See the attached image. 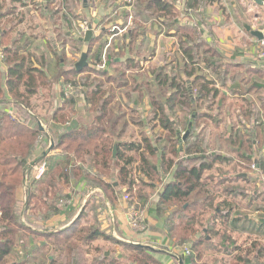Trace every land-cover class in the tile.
<instances>
[{
  "label": "trees",
  "instance_id": "1",
  "mask_svg": "<svg viewBox=\"0 0 264 264\" xmlns=\"http://www.w3.org/2000/svg\"><path fill=\"white\" fill-rule=\"evenodd\" d=\"M131 1L135 6L134 25L136 27L118 37L127 49H122L120 43L113 42L110 50L112 48L116 54L112 55V51L108 52L106 68L99 72L104 78L101 79L103 82L91 76L92 87L84 91L85 101H87L85 108L93 114L92 120H80V112L75 107L67 109V106H71L76 99L74 96H72L73 99L68 98L64 101V105L54 111L50 123L54 143L50 152L56 151V153L44 152L39 157H35L39 137L42 134L41 128L38 125L30 128L26 123L15 121L11 112L7 110L9 103L6 101L9 96L13 98L14 109L22 112L23 106L30 105L31 100L40 93L44 84L49 86L48 93L53 94L56 83L54 77H49L42 67L45 64V55L38 58L30 47V39L25 38V41L21 42L20 38L21 36L23 38L25 33L14 31L11 24L15 22L14 19L17 16H10L15 13L16 7H10L9 2V7L6 9L5 0H0V47L3 61L7 65L5 81L0 68V264H163L153 256L151 247L116 239L109 229L101 227L97 216L93 221L89 212V207H94L92 198L82 213L64 228L52 230L46 227L44 230H35L24 223L22 216L29 211L27 214L37 216V219H48L50 216L64 212L67 206L63 203L65 198L63 186L66 185L68 188L72 179L85 180L88 184H90L89 181L97 180L98 182H95L97 186L107 194L105 201L113 205H117L120 198V192L116 190L118 186H125L124 193L128 194H132L135 188H140L138 197L141 202H149L145 204L148 212L160 211V207H152L150 202L156 191L147 192L145 186L154 189L161 175L162 181L163 179L166 181L167 176H172L173 182L166 185L160 200H170L172 204L183 202L180 203L182 209L179 208L175 213L182 216L180 220L184 226L176 227L174 234L182 242L188 241L198 230V223H194L193 218L199 209L207 207V204L212 201L214 208L212 215L219 213L226 220L233 210H238V204L234 201L238 192L240 191L242 196L247 194L242 187H232L236 195H233L231 201L211 198L210 191L207 189V194L203 198L191 200L193 198L190 197L200 186H206L208 178L203 176L206 170L212 169L218 162L229 158L221 151H215L219 147L214 148L212 144L211 150H207L206 147L214 140L202 139L204 130H208L210 125L219 127L222 121H227L228 115L234 116L236 121L231 123V129L221 133L219 138L225 143L227 152H232L231 158H236L244 171L250 170L254 163L259 169L263 166V161L261 159L259 161L258 158L262 156L264 160V154L261 153L264 145V111L259 112L250 105L251 101L241 96H238L236 100H228L227 91L221 88L226 89L227 81L230 79L233 83H239V81L243 83L248 93L257 89L260 94L259 89L264 88V84L260 83L258 78L259 75H264V68L252 67L251 64L239 66V63L233 61L226 62L225 56L218 51L215 43L207 42V39L200 34L202 26L199 21L206 20L203 18L201 9L213 4L214 0H183L185 9L183 13L192 9L198 15V22L195 25H183L181 17L178 16L180 8L176 0ZM74 4L75 0H69L70 8ZM53 9L59 11L60 7L56 9L53 6L50 10ZM126 19L127 17L121 26L127 23ZM153 21L160 22L164 26L161 28L171 31V34L178 38V50L181 51L183 60L178 61L179 73L174 75L173 82L169 85L176 88L174 96L182 98L179 101L181 104H185L186 107L190 105L191 110L194 108L197 110L192 112L188 126L189 134L180 144L181 133L170 119V111L166 110V103H162V99L155 96L151 104L154 106L159 104L158 108L162 109V114L159 113L160 123L164 126L161 137L156 136L152 139L143 136L139 140L130 135L128 141L114 143L113 137L122 131H117L111 128L112 124L105 123L109 119L108 103L115 95V92L111 93L105 89V84L106 82L111 84L114 89L128 86L129 72L140 65V60L137 61L136 56L140 55L138 51L145 43L142 31L145 29L146 22ZM109 35L110 33L107 32V38L103 42L97 36L86 41L89 47L86 50L89 63L87 67L79 71L76 63L66 65L64 71L57 72V77L63 76L65 82L79 85L78 74L85 73L86 82L91 74L87 75L86 72L93 69L96 63H92L90 58L103 61L102 55L109 41ZM141 35L143 37L139 39ZM80 40L82 39H73V45L81 44ZM138 42L139 45H137ZM96 43L99 45L96 52L92 53V47ZM51 48L53 52L56 50L52 45ZM130 53L132 55L128 56ZM125 54L128 57H123ZM35 58L41 62L42 66L36 65ZM230 59L236 60V55L234 54ZM202 69L204 72L201 71ZM206 70L212 73L214 71L218 80L210 77ZM156 71L159 72L156 74L159 84L162 82L160 80L162 71L160 69ZM177 74L181 77L178 82L174 81ZM165 77L163 85L168 86L167 81L170 80V76L165 75ZM94 79L97 80L96 83ZM217 82H220V86L216 85ZM135 84V88L141 86L138 81ZM151 85L153 83H150L148 87ZM61 92L65 94L62 89ZM242 92L244 91H238V95H243ZM258 97L264 109V96L260 94ZM174 101L175 99L169 100L170 109ZM204 101L207 105L203 104ZM4 104L8 105L2 108ZM157 116L158 114L155 113L154 118ZM74 120L77 121V125L69 128ZM114 145L117 149L115 155ZM31 158L35 161H30ZM137 162L141 164L139 169ZM41 167L44 171L38 178L37 174ZM135 171L142 173L141 187L135 178ZM223 175L220 173V176ZM241 177L243 176H237V178ZM212 178L215 179L214 188H219L222 184L226 185V180L231 182L237 180L233 176L216 179L214 175ZM244 179L247 180V178ZM116 182H118L117 186ZM25 185L27 189L23 190ZM24 191L26 194L23 200ZM124 193L122 195H125ZM251 197L252 202L249 207L264 210V193L255 189ZM187 202L197 206L191 218L189 215L190 219H187L185 214L189 213V204L186 208L184 207ZM33 240H36V246L30 249L29 246ZM250 241L251 243L244 246H229L233 248L227 250L231 251V254L235 253V262L232 264H264V240L254 237L250 238ZM185 264H197L196 257L191 255L185 260Z\"/></svg>",
  "mask_w": 264,
  "mask_h": 264
},
{
  "label": "crops",
  "instance_id": "2",
  "mask_svg": "<svg viewBox=\"0 0 264 264\" xmlns=\"http://www.w3.org/2000/svg\"><path fill=\"white\" fill-rule=\"evenodd\" d=\"M38 1H40V3L42 4L40 7L37 3ZM57 1L60 2V10H50L51 7L56 5L55 3H57ZM81 1L82 5H79L74 9L70 8L69 0H5V5L7 9L9 7L8 3L10 2V7H16L15 13L10 17H17H14L15 22L11 25H13L15 29L14 31H16L17 33H25V35H23V38L22 36L20 38L21 42L25 41V38L26 40L30 39L29 44L32 49H41L47 47L45 46L47 45V41L48 45H52L53 48L57 49V47L60 46L58 36L62 35L63 32H65L66 36L70 35V40L81 38V44H84L87 47V42L85 40L87 29L81 28V24L77 23L81 17L83 19H85V17H88L87 12H90L89 17L91 20H88L90 21L88 22V26L92 25L94 30L93 36L100 37V41H102L104 36L107 38L108 32L110 33V35L108 36L109 38L114 35L112 43H115V41L121 34H119V31L116 30L109 32L112 30V26L116 24L120 26L123 20L125 21L126 17V21H128L130 15L134 14L135 10L134 5H132V8H129L124 0H75L74 5H78ZM109 2H111V4ZM224 4H227L228 7H224ZM224 9H226V13L228 14V16H225V13H223ZM201 13L203 14V18H205L206 20L205 22L199 21L202 26L200 34L207 39V42L215 43V45L217 43L218 46L222 47L227 46L226 48L229 49L234 47L235 43L232 44V41L234 39L239 42V45L237 44L238 51L234 52L230 49L231 53L228 54V58H226L225 54H223L217 47L218 51L225 56L226 62L233 61L235 63H239V66L244 64H251L252 67L256 66L264 68V58H261L259 56V41L262 37H259L258 35L253 33V31H259L261 34H263L264 32V4L258 5L252 0H214L213 4H210L207 7H203L201 9ZM116 15L119 18L123 17V20L116 21ZM220 15H224L226 17L225 20L227 23L225 25H218V23L221 22ZM132 21V29H134L136 27V25H134V16ZM181 22L184 23L183 25H195V23L198 22V15L195 14L192 9H190V11L183 13ZM161 27L164 26L158 21H153L152 23L146 22L145 29L142 31L144 37L141 35L139 38L142 39L143 37V39L145 40V43L143 44L144 46L138 51L140 55L136 56L137 61L140 60V64L142 65L143 70L145 64L151 62L150 60H152V58L155 59L157 56L159 61H161L162 58L163 61H168L167 55L168 53H172L173 48V53L176 56L175 58H177V60L175 61L181 62L183 60L182 53L180 50H178L179 45L177 36H173V34H171V31H167L166 29ZM248 27H250V29H248ZM132 29H130V31ZM78 30L79 34L75 36V31L77 32ZM216 33H218V35ZM137 45H139V43ZM135 49L138 50L137 47H135ZM157 51L159 53H157ZM234 54L236 55V60L230 59ZM131 55L132 54L128 56ZM2 58L3 56L0 54V66H2L3 71L6 72L7 66ZM259 76L260 77L258 79L260 83L264 84V77H262L264 75ZM212 77L214 78V80H218L215 76ZM216 85H219L218 82L216 83ZM227 85L228 87L226 89H221L227 91L229 95L228 100H236L238 96H241L251 101L250 105L254 106L259 112L264 111L263 107L261 106V99L258 97L260 94H264V88H260V94H258L257 89H255V91L252 90V93H248L246 91L245 85L240 81L239 83H233L232 80L228 79ZM236 87L241 88V90L238 91H244L246 93L242 92L243 95L231 94L232 89H235ZM58 88L59 86L57 85L54 87V94L58 93ZM56 102L57 100L51 102L48 99V101H46L47 104L39 105V107H41L42 110L46 108V112L48 108L51 105H55ZM147 103L149 104V100L147 101ZM9 109L7 110L9 111ZM131 109L133 108L130 107V110ZM44 116H48V114H45ZM124 116L125 115H123V117ZM50 119L47 118V120ZM124 122L125 121L123 120V122L120 123L117 121V119L111 116L109 117L108 121H105L106 124H112L111 128H115L117 129V131H122L120 134L113 137L114 143L122 142L125 140L128 141L125 136L126 131ZM37 125L41 128L42 133L45 132L43 124L41 125L38 122ZM34 127L35 126H30V128ZM162 132L164 133V129L162 130ZM149 137L152 139L154 138L150 134ZM48 142L49 143L47 146L46 142H42V144L36 150L35 157L40 155V153H44L45 148L47 150L46 153H56V151L50 152L51 148L54 145L53 140L49 139ZM262 154H264V151ZM219 163L220 162H218L215 166H218ZM220 168L227 167L225 165H221L217 168L215 174L212 173V177L214 175L216 176V179H219L220 177L232 176L236 178L237 176L243 177L237 178V180H235L234 182L226 180L225 184L227 186L222 184L219 186V188H214L215 179L211 178L207 181L205 187L209 191V187H211V198H215L219 201H231L233 200V195H236L235 192L232 191V187L235 186H228L238 184L239 187H241L240 185L244 187V184L246 183V180L244 179L246 178V175L244 174L246 173L244 171L241 173L222 172ZM220 173H223L224 175L220 176ZM203 176L206 177L207 175L203 174ZM171 181L172 176H168V178H166V181L163 179L162 186L158 190L159 194L153 196L152 207H155V204H157L160 208L166 203L172 204L170 200H160V195L163 193L166 185ZM115 185L117 186L118 182H116ZM70 186L71 195H73L74 198L73 204L71 203L73 207H68L64 210V212L56 215V218H53L51 221L49 220V225L46 226L48 229L56 230L58 228L60 229L70 225L82 213V211L85 209L86 204L92 201L91 197H88V194H85L88 187L84 180L73 179V181H71L70 183ZM80 189H85L83 195L78 192L80 191ZM125 189V186H118L116 188V190L120 192V198L122 197L121 195L122 193H124ZM101 192L102 190H92L90 193H93L96 196H102ZM243 197L244 196L240 194L239 198L237 196L234 197V201H236L238 204V210H233L230 217L226 220H224L225 218H222L219 213H217L216 215H210V213H208V221L203 226L197 224L198 230L195 235L191 236L192 239L190 241L188 240L184 242L188 243L191 246L193 250L192 256L194 255L196 257L197 264H232L235 262V253L231 254V251H228L227 249L232 250V248L235 246H244L250 242V238L257 237L261 239V237H264V210H255L254 208H252L251 210H255L254 214L253 212L252 214L242 213L245 208L250 210V207L243 200ZM76 202L78 203L75 204ZM74 204L76 206L79 205L78 208L80 207L81 209L78 210L77 207L75 208ZM188 204L190 206L189 213L185 214L190 215L191 218L192 212L197 206H193L190 202H187L184 207L186 208ZM172 205L176 206L178 204L174 203ZM95 206L98 207L97 205ZM106 207L107 209L104 213H102L101 210L99 213H96V215L101 227L109 229L113 237H115L116 239L133 244L140 243L151 247L153 250V256L163 264H185V260L188 257H191L184 255L183 251L180 249L175 250L178 248V246L176 245L179 242H176V239L178 240V238L175 236L174 231L176 230V227L184 226L181 224L182 216L178 214L175 215L176 213H174L179 209H174L170 213V218L164 212L158 213L157 211L151 210L148 212V229L139 232H133L129 229L126 222L127 206L119 202L114 207H111V203L106 202ZM212 230H217V236L214 235V232H209ZM222 234L224 235V238L221 241ZM214 244L217 246L218 244H220L216 250L211 249V245ZM231 245H233L232 248L229 247ZM199 250L201 253H198Z\"/></svg>",
  "mask_w": 264,
  "mask_h": 264
},
{
  "label": "rangeland",
  "instance_id": "3",
  "mask_svg": "<svg viewBox=\"0 0 264 264\" xmlns=\"http://www.w3.org/2000/svg\"><path fill=\"white\" fill-rule=\"evenodd\" d=\"M37 3L39 5V7L42 5L40 3V1H38ZM44 3H45V1H44ZM109 3L111 4V2H109ZM55 4H56L55 8L58 9V7L60 6V2L57 1V3H55ZM79 5H82V1L79 2L78 5H76V6L74 5L72 7V9H74L75 7H77ZM226 6L228 7L227 4H224V7H226ZM223 13H225V16H228V14L226 13V9L223 10ZM87 14H88V17H85V19H83L81 17L77 22V23L81 24V28L83 25H86V24H88V22H90L88 20H91L89 17L90 12H87ZM178 16H180V15H178ZM225 16L220 15L221 22L218 23V25H220V24L225 25L227 23L225 20V18H226ZM115 18L117 19L116 21L123 20V17L119 18L116 16ZM227 21H228V19H227ZM79 30L77 32L75 31V36H77L79 34L78 33ZM109 32H112V31H109ZM216 34L218 35V33H216ZM69 37H70V35L66 36L65 32H63L62 35L58 36L60 46L57 47V49L54 52H53L51 46L48 45V41L46 43L47 45H45L47 47L41 48V49L40 48L32 49L33 51H35L38 58H41L42 56L45 55V60H44L45 64L43 66H42L41 62L38 61L37 58H35L34 61H35L36 65L43 67L45 72L48 73L49 77H54V81H55L56 85L59 86V88H58L59 91L57 90L58 93H56V94L48 93L49 86H48V84H44L40 90V93L36 94V96L33 97L30 105L27 106L24 104L25 106H23L22 112H17L14 109L15 100L13 98H11L10 96L6 101V103H9V105L4 104L1 106L3 108L6 105H8L7 108L8 109L10 108L9 111L12 112L11 113L12 118L17 122L26 123L27 126H29V127L30 126L37 127L36 125L38 124V122L41 125L43 124V127L45 128V132L40 134L39 143L37 144V149L42 144V142L43 143L46 142L47 143L46 146H47L49 143L48 142L49 139L50 140L52 139V134H51V129H50V123L52 122V119H50V118H52L54 111L57 108L64 105V101L67 100L68 98L73 99L72 96H74L76 98V99L74 98L75 102L71 103V106H67V109L70 107H75V109H78V111L80 112V115H79L80 120H89L90 121L93 118V114L88 112L85 108L86 107L85 104L87 101H85L86 96H85L84 91L85 90L87 91L88 88L92 87L91 82H92L93 78H91V76L95 77V78H97L103 82V80H101V79H104V78H102V76L99 74V72L102 70H105V69H100V64L102 61H100V60L95 61V60H92V58H90V61L92 63L93 62H96V63H95V65H93L94 66L93 69H90L86 72L87 75L89 73H91L90 78L87 79L86 82H85V78H86L85 73L78 74L77 80L79 81V85H74L72 82H70V84L65 82L63 76H60V78L57 77V75H56L57 72L61 73V71H64V67H66V65H68V66L73 65L74 63L78 62L81 58L82 53L87 52L86 50L89 48L88 46L86 47L84 44L74 46L72 43V39L70 40ZM105 38L106 37L104 36L101 42H103L105 40ZM116 42H117V44L120 43L122 49H127V46H125V44L122 40H119L117 38ZM234 43H235L234 47H232L230 49L235 52V51H238L237 47L239 45V42L234 39L232 41V44H234ZM228 44H229V42H228ZM98 45H99V43H96L93 45L92 53L96 52L95 50L97 49ZM216 46L220 49V51L223 54H225L226 58L229 57L228 54L231 53V50L229 48H226L227 46H225V47L218 46L217 43H216ZM110 51L113 52L112 55L116 54V51H113L112 48L110 50V47H108V48L105 47V49L103 51L102 59L104 56L106 57L108 55V52H110ZM134 51H135V49H134ZM173 51H174V48L172 49V53H168V55H167L168 61H163V58L161 59V61H159L158 56H157L155 59L152 58V60H150L151 62L145 64L144 70H143V67L141 64L137 68H133V70L131 72H129L130 77H129V84L127 87H123L122 89H116V88L114 89L111 84L106 82L105 89L110 91L111 93L115 92L114 97L112 98V100H110V102L108 103V106H107L109 110L111 109V111H109L110 116L117 119V121L120 123H122L123 120L125 121L124 122L125 131H126L125 136L128 140L130 139V135H132L134 137V139L140 140L143 138V136L149 137V134L153 137H156V136L160 137L163 134L162 130L164 129V126L160 123L161 122V118H160L161 115L159 114V113L162 114V109L160 107L158 108L159 104L156 106L151 104V101L153 100V98L155 96H157V97L162 99V101H161L162 103H166V105H167L166 110L170 111L169 117L173 121L177 130L181 133L180 144H181V142L182 143L184 142V140H183L184 135L186 134L187 131H189L188 126L190 124L192 112L196 111L197 109L194 108L193 110H191L190 105H189V107H186L185 104H181L179 101H181L182 98L174 96V93H176V88L171 87L169 85V83L173 82L174 75H176V73H179L178 68L180 66V63L175 61V60H177V58H175L176 56L173 53ZM157 53H159V52L157 51ZM0 54L3 56L2 51H1V47H0ZM126 56H127V54H125L123 57H126ZM3 65H5V64H3ZM0 67L2 70L3 79L5 81L7 71L4 72L2 66H0ZM157 69H160L162 71V76L160 78V80H162V82H159V84H158V81L156 80V74H159V72L156 71ZM201 71L204 72L203 69ZM207 71L208 70H206V72ZM207 73H209L210 77L216 76L214 71H213V73L211 71H208ZM165 75L170 76V80L167 81L168 86L163 85L164 84L163 82L166 79ZM177 75H178L177 78L174 79V81H176V82H178L181 78V77H179V74H177ZM137 81L139 83H141V86L139 88H135V85H136L135 83ZM96 82H97V80L94 79V83H96ZM150 83H153V85H151V87H148ZM218 84L220 85V82H218ZM61 89L63 90V92L66 95L61 92ZM238 90H241V88L236 87L235 89H232L231 94H233V95L238 94ZM171 96H173V97L170 98ZM261 96H264V94H261ZM48 99L51 102L54 100H57V102L55 103V105H51L48 108V110L45 112L46 108L44 110H42L41 107H39V105L47 104L46 101H48ZM170 99H175L174 104L171 107V109H170V103H169ZM148 100H149V104L147 103ZM167 102H168V104H167ZM203 104L207 105V102L204 101ZM237 104H238V102H237ZM183 106L186 108H182ZM130 107H132L134 110L133 109L130 110ZM121 111H123V112H121ZM44 113L48 114V116H44L45 115ZM155 113L158 114L157 118H154ZM123 115H125V116L123 117ZM47 118H49L50 120H47ZM24 120H27V121H24ZM227 121L228 122L223 121L219 125V127H216L214 125H210V128L208 130L207 129L204 130V132L202 133V139H204L205 141H207V140L213 141L214 140L213 143H210V145L208 147H206L207 150H211L210 146L212 144V146L214 148L219 147L215 151H217V152L221 151L223 154H226L227 157H229L226 161L220 162L218 166H213L212 169H210L204 173V175H207L206 177L208 178V180H210L212 178V173H215L217 171V168L220 167L221 165H225L227 167V168H220L222 172H228V173L240 172L241 173L244 171V168L243 167L241 168L239 166V162H237L238 160L236 158H231L230 155H232V152L231 151L227 152V147H224L225 143L219 138L221 133L223 134V132L224 133L228 132L231 129V127H232L231 123H235L236 120H234V116L228 115ZM213 131H214V135L212 136ZM263 131H264V129H263ZM258 147L259 146H257V148ZM262 147L263 148H262L261 153H263V151H264V145ZM46 151L47 150L45 148V152ZM40 155H41V153H40ZM40 155H38L37 157H39ZM259 159H261V161H263L262 162L263 166L261 168L262 171L254 163L250 170L244 171L246 173V178H247L246 183L244 184V187H242V185H240L242 188L245 189V191L247 193L243 197V200L246 202V204L248 206L252 202V201H250L252 198L251 195L255 189H259L262 192V194L264 193V160H263L262 156L259 157L258 160ZM30 161H35V159L31 158ZM137 163H138V169H139L141 164H139L140 162H137ZM224 169H226V170H224ZM134 174H135V178L139 181L140 187H141V185H142L141 174L142 173L135 171ZM161 177H162V175H161ZM161 177L159 178L158 181H156L157 186H155L154 189H152L150 186H145V189H147V192H150L152 190L156 191L155 194L153 193V196L159 194L158 190L162 186V182H163L161 180ZM167 178H168V176H167ZM108 180L111 181L110 178H108ZM71 181H73V179ZM89 182H90V184H88L86 182V185L88 188L86 189L85 194L86 195L88 194V197L90 196L94 201V204H93L94 207H89L90 218L94 221L96 216H97L96 213H99L101 210H102V213H104L106 211V209H107L106 202L108 203L109 201H107V200L105 201V198H107V194L101 187L97 186L98 184L95 183V182H98L97 180L92 181V182L89 181ZM93 185H95V186H93ZM232 186L239 187L238 184L229 185L228 187H232ZM70 187L71 186L66 188V185L63 186V190L65 191L63 193V196L65 197V198L63 197L64 201L65 202L69 201V203L65 204L67 206L66 209L68 207H71V206L73 207L72 204L74 202L73 195H71ZM65 188H66V190H65ZM209 188L211 191V187H209ZM242 188H237V190H239V189L242 190ZM26 189H27V185H25L23 190H26ZM84 190L85 189H83V190L80 189V191H78V192H80L81 195H83ZM89 190H90V192L92 190L93 191L102 190V192H101L102 196H96L93 193H90ZM139 193H140V188L139 189L135 188V191L132 194H130V193L128 194L127 192H125L124 193L125 195H129V199H127V200L123 199L124 195H122V197L119 199V201H117L116 204H118L120 202V203L124 204L125 206H127V208L131 207V206L137 207L138 210H141V208H142L147 212V215H148V208H147V206H145V204H147L149 202H147V203L141 202L139 197H138ZM25 194L26 193L24 191L23 200L25 199ZM206 194H207L206 187L200 186L198 189H196L192 193L191 196H192L193 200H196L198 198H203ZM239 194H240V191L237 194L238 198H239ZM240 195H242V193ZM103 199H104V201H103ZM132 200H133V202H132ZM150 202L152 205L153 204V197H151ZM77 203L78 202H76L75 204H77ZM109 203H111V202H109ZM180 203L182 204L183 202H180ZM180 203L176 206H173L170 203H166L163 206H161V211L160 212L157 211V212L158 213L164 212L170 218V213L174 209H179V208L182 209V207L180 206L181 205ZM95 205H98V207H96ZM155 205H156V207H159L157 204H155ZM78 206L79 205H77V206L75 205V208L76 207L78 208ZM114 206L115 205H113L111 203V207H114ZM80 209L81 208L79 207L78 210H80ZM213 209L214 208L212 206V201H210V203L207 204V207H204V208H201L198 210V213L193 218L194 223H198V224L203 226L208 221L207 220L209 217L208 213H210V215H212ZM251 209H252V207L250 208V210L245 208L242 213L252 214V212H253V214H254L255 210L253 211ZM93 211L96 213H94ZM176 212H178V211H176ZM27 213L29 214V211H26V214H24L22 216V220L25 221L24 223H27L29 226L33 227V229H35V230H44V228H46V226L49 225V222H48L49 220L51 221L53 218H56V215L61 214V213H58L56 215L50 216L48 219H42V218L37 219V216H30ZM177 214L180 215L179 213H176L175 215H177ZM186 217L188 219L189 215H186ZM126 222H127V217H126ZM129 229L133 232H139V231H135V230L131 229L130 227H129ZM147 229H148V227L145 230H147ZM209 232L210 233L214 232V235L217 236V233H216L217 230H212ZM223 238H224V235L222 234L221 235V241ZM189 239L191 240L192 238H189ZM258 239H260V238H258ZM261 239L263 240L264 237H261ZM35 241L33 240V242L30 243V246H29L30 249H32L36 246ZM176 242H179L176 245L178 247H182V246H185L188 244V243L182 242L180 239H178V240L176 239ZM250 243H251V241H250ZM219 245L220 244H218V246ZM218 246L215 244L211 245V249L216 250ZM199 252H200V250L198 251V253ZM192 253H193V250H192ZM199 256H201V255H199ZM215 257H218V256H215Z\"/></svg>",
  "mask_w": 264,
  "mask_h": 264
},
{
  "label": "built area",
  "instance_id": "4",
  "mask_svg": "<svg viewBox=\"0 0 264 264\" xmlns=\"http://www.w3.org/2000/svg\"><path fill=\"white\" fill-rule=\"evenodd\" d=\"M124 2L126 3V5L129 8H132L133 2L131 0H124ZM176 2L178 4V7L180 8V11H181L180 17L182 19L183 12L185 11L184 6H183V0H176ZM133 16H134V14L130 15L129 20L127 21L126 25H124V27H120L121 25L120 26L119 25H113L111 28L112 29L111 31H114V30L119 31L118 32L119 34L129 32L130 29H132ZM82 28L88 29V24L83 25ZM113 37H114V35L109 38V41L106 45V48H108L112 45ZM259 45H260L259 56L261 58H264V32H263V37L259 41ZM106 60H107V56L106 57L104 56L103 61L100 64V69L106 68ZM43 171H44V168L42 167L41 170L39 171L40 173L37 174V176L38 177L41 176ZM123 199H126V200L129 199V195H124ZM63 203L67 204V203H69V201H66V202L63 201ZM126 217H127V225L135 231H143L148 227V225H147L148 224V222H147L148 221V215H147V212L142 208H141V210H138L137 207H135V206L128 207ZM178 249L182 250L184 255H186V256H190L192 254V248L189 244L182 246V247H178L175 250H178Z\"/></svg>",
  "mask_w": 264,
  "mask_h": 264
},
{
  "label": "water",
  "instance_id": "5",
  "mask_svg": "<svg viewBox=\"0 0 264 264\" xmlns=\"http://www.w3.org/2000/svg\"><path fill=\"white\" fill-rule=\"evenodd\" d=\"M252 1L256 2L258 5H263L264 4V0H252ZM248 29H250V27H248ZM253 33L258 35L259 37H263V34H261L259 31H253ZM93 35H94L93 27H92V25H89L88 29H87V32H86L85 40L89 41L93 37ZM88 65H89V63H88V54H87V52H83L82 55H81L80 60L78 62H76V68H77V70L81 71L85 67H87ZM76 125H77V121L74 120L71 123L69 128L75 127ZM188 134H189V131L186 132V134L184 135V139L183 140H185L187 138ZM113 151H114V155H115L116 152H117L116 145H114ZM244 175H246V174H244ZM137 244H140V243H137Z\"/></svg>",
  "mask_w": 264,
  "mask_h": 264
}]
</instances>
